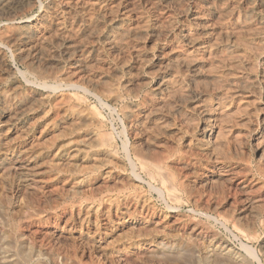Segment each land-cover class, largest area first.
Segmentation results:
<instances>
[{
	"label": "bare ground",
	"instance_id": "1",
	"mask_svg": "<svg viewBox=\"0 0 264 264\" xmlns=\"http://www.w3.org/2000/svg\"><path fill=\"white\" fill-rule=\"evenodd\" d=\"M0 184L65 264L217 224L264 258V0H0Z\"/></svg>",
	"mask_w": 264,
	"mask_h": 264
},
{
	"label": "rangeland",
	"instance_id": "2",
	"mask_svg": "<svg viewBox=\"0 0 264 264\" xmlns=\"http://www.w3.org/2000/svg\"><path fill=\"white\" fill-rule=\"evenodd\" d=\"M33 13H35V11ZM3 53L6 55L8 62L11 63L9 61L10 55H9L8 50H4ZM15 65H17V66H15ZM15 65H13V66H15V68H18L21 70L20 65H18V64H15ZM104 113H106L104 115H106L105 117H106L109 125L111 124L110 126H112L114 124L115 126L113 125L112 128L117 129L118 124L115 121L114 116L109 111H106V110H104ZM108 114H111L112 116L108 115ZM153 198H154V200H153ZM153 198H152V202L154 203L155 207L159 211H162L164 208L163 204L159 200H156L157 197L155 195H153ZM3 199H4V195H3V190H2L1 184H0V264H63V263L65 264V262H63L64 259H63L62 255L52 253L51 251L49 252V249H48L49 245L47 243L48 241H46V240H45L46 242L43 241L44 240L43 237L41 238V241H42L41 242V241H39L40 238H38V237L35 238L30 233L27 234V231H25V232L22 231L23 232L22 233L21 231L19 232V231L14 230V228H12V225L10 223L15 222V220L17 218H18L17 220H19V218H22L21 216H23V215H20V212L23 211L22 213H24V208H23L24 204H23V201L20 199L19 201H16L13 209L8 211L5 203L3 202ZM182 210L184 212H187L189 209L187 207H183ZM8 225L11 227V230H13L12 232H11L10 227ZM152 225H154V224L152 223ZM154 226H153V228H151L153 230H150V227H152V226H151V223H149L147 226H145L146 229L143 227V230L141 231V233L144 234L143 232H145V234L147 233V235H154V233H155L154 230L156 229V228H154ZM210 226L213 227L212 228L213 231L215 230L214 232L219 237H221L223 240H225L228 243V247H227L228 249L226 248V249H223V251L222 250L220 251V249H222V248H218V247H215L212 245L210 246V244H207L208 242H204L203 240H201V241L197 240V241L193 242V244H192L190 242V240H187V239H189L188 235L185 234L186 238H187V239H185V236L182 235L183 234L182 232H181L182 234L179 233L180 234V236H179L178 232H180V231H176L177 233H175L174 231H171V232L169 231L165 234V240H164V242H162V245L161 244L155 245V243H158L160 241H158V242L154 241V242H152V245L150 247H147L146 250H144L142 252L140 251V252L136 253L135 255L131 256L128 254H125V255L122 254L120 256L119 254H121V253L115 251L114 257H116L115 255H117V258L121 257V260L123 261L124 264H125V262H126V264H264V258H262L261 252H260V247L262 245L260 238H262V236H263L262 234L259 235L260 236L258 239L259 241H246L245 242V240H243L242 238L233 237L231 234H229L228 231L223 230V228L221 226L219 227L218 224L217 225H210ZM224 231H226V232H224ZM152 232H154V233H152ZM168 233H170V235ZM226 235H227V237H226ZM176 239H177V242H176ZM241 241H242V243H245V245H248L251 252L254 254V255L253 254L252 255L256 257V258L255 257L254 258L257 261L259 260L258 262L256 261V263H255L251 258H247L249 256L246 255L245 252L238 251L240 243L239 244H237V243L241 242ZM36 242L37 243L41 242V243L37 244ZM169 242H171V243H169ZM173 242H174V244H172ZM196 242H198V243H196ZM179 243L181 245H179ZM163 244H166V245H163ZM185 245H187V247ZM75 246H76V248H78V250H77L78 252L76 253L77 254L76 260L77 259L78 260L75 262L76 264H78V263L79 264H97V263L101 264V262H103L104 264H118V263H116L115 260H113L115 263L110 261V260L105 261L102 258H99V256L94 255L93 253H90V255H88V256H87V254H84V256H81V249H85L84 248L85 246H80V245H75ZM155 246H157V248ZM158 246H161L162 249L159 248ZM169 246L171 247V249H169L170 248ZM148 248H149V250H148ZM234 248H236L235 250H237L238 252L235 251ZM151 249L154 251H152ZM149 251H150V253H149ZM235 252H237L239 254V256H237V254H235ZM53 255H54V257H52ZM138 256L140 259L137 258ZM97 257H98V259H97ZM122 257L124 260L122 259ZM93 259H96V260H93ZM123 263L121 262L120 264H123ZM73 264H74V262H73Z\"/></svg>",
	"mask_w": 264,
	"mask_h": 264
}]
</instances>
